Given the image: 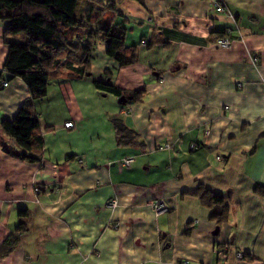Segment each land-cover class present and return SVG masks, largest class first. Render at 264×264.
Wrapping results in <instances>:
<instances>
[{
	"label": "crops",
	"instance_id": "0c3cea01",
	"mask_svg": "<svg viewBox=\"0 0 264 264\" xmlns=\"http://www.w3.org/2000/svg\"><path fill=\"white\" fill-rule=\"evenodd\" d=\"M111 13L135 63L120 66L97 45L84 77L51 78L34 103L38 160L16 157L0 128V245L18 210L29 212L0 264H264V194L255 190L264 187V0H116ZM215 29L235 39L230 48L214 45L223 37ZM107 77L127 102L95 88ZM28 97L21 79L0 85V122ZM113 119L135 143H117ZM199 187L222 195L224 223L211 219ZM156 201L167 209L156 213Z\"/></svg>",
	"mask_w": 264,
	"mask_h": 264
},
{
	"label": "trees",
	"instance_id": "16d2710c",
	"mask_svg": "<svg viewBox=\"0 0 264 264\" xmlns=\"http://www.w3.org/2000/svg\"><path fill=\"white\" fill-rule=\"evenodd\" d=\"M0 0V20L5 23L3 31L7 52L3 72L7 79L18 78L27 86L29 97L19 107L13 119L0 122L2 132L11 138L21 150L14 155L29 161L38 160L30 151L42 144L40 126L34 103L45 98L48 81L53 77H84L89 73L90 58L99 43L104 44L105 55L120 66L135 63V46L125 42L124 31L114 23L116 0ZM220 35H229L225 29H215ZM142 42V41H141ZM95 88L117 97L125 93L110 83L93 80ZM140 91L129 92L131 100L138 99ZM127 102V101H126ZM118 144L135 143L136 133L128 129L120 119H113ZM8 152V151H7ZM256 192L264 194V187L256 186ZM202 204L210 209L211 219L217 226L228 218V208L220 194L199 187L197 192ZM26 209L18 210L19 222L14 233L0 245V254L10 253L26 231ZM225 253L226 249L217 248ZM239 252V251H237ZM235 252V258L236 253ZM242 253V258L245 254Z\"/></svg>",
	"mask_w": 264,
	"mask_h": 264
},
{
	"label": "built area",
	"instance_id": "2783aa9c",
	"mask_svg": "<svg viewBox=\"0 0 264 264\" xmlns=\"http://www.w3.org/2000/svg\"><path fill=\"white\" fill-rule=\"evenodd\" d=\"M214 7H215V10L217 12H225L226 11V6L223 2H215L214 4ZM235 41V39L233 37H230V36H223V37H218L215 42H214V45L217 46V47H221V48H230L233 44V42ZM251 61L252 63H257L258 62V57L257 56H254L251 58ZM8 85L7 82H2V86L3 87H6ZM238 87H242V84H237ZM64 126L65 127H72L73 126V123L71 121H68L66 123H64ZM160 149H162V147H159ZM191 149L194 148L193 145L190 146ZM133 162V157L132 156H128L126 158H124L122 161H121V165L124 166V167H128L132 164ZM117 204V201L115 199H112L111 202H110V206L112 208H114ZM151 207L153 208V210L156 212V213H160L162 211H165L167 209L165 203L163 201H156L154 203L151 204ZM219 254H223V252H219ZM236 259L237 260H241L242 259V253L241 252H237L236 253Z\"/></svg>",
	"mask_w": 264,
	"mask_h": 264
},
{
	"label": "rangeland",
	"instance_id": "374dc122",
	"mask_svg": "<svg viewBox=\"0 0 264 264\" xmlns=\"http://www.w3.org/2000/svg\"><path fill=\"white\" fill-rule=\"evenodd\" d=\"M81 1H82V0H79V2H78V5H77L76 10H75V15H77V9H79V7H80V5H81ZM127 42H128V43H131V40L128 38V39H127ZM100 46H103V47H104V44H103V43H99V44H98V47H100ZM107 97H109L108 99H114V97L111 96V95H110V96H107ZM107 97L105 98L106 100L104 99L105 102H103V103L109 105L111 102H109V100H107ZM111 101H112V100H111ZM112 102H113V101H112ZM46 113H47V114H50V112L47 111V110H46Z\"/></svg>",
	"mask_w": 264,
	"mask_h": 264
},
{
	"label": "water",
	"instance_id": "95a60500",
	"mask_svg": "<svg viewBox=\"0 0 264 264\" xmlns=\"http://www.w3.org/2000/svg\"><path fill=\"white\" fill-rule=\"evenodd\" d=\"M126 99H127V98H126L125 96H121V97L119 98L118 102L124 104V103L126 102ZM217 231H218V228H216L214 234H216Z\"/></svg>",
	"mask_w": 264,
	"mask_h": 264
}]
</instances>
